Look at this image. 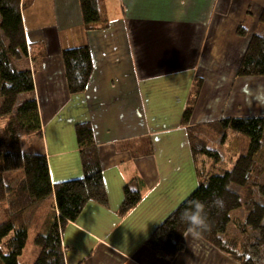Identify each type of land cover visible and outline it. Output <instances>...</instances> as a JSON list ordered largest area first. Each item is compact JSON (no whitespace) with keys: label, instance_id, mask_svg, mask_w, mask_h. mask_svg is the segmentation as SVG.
Instances as JSON below:
<instances>
[{"label":"crops","instance_id":"1","mask_svg":"<svg viewBox=\"0 0 264 264\" xmlns=\"http://www.w3.org/2000/svg\"><path fill=\"white\" fill-rule=\"evenodd\" d=\"M101 3L102 21L91 29L80 0H33L22 9L30 56L21 64L33 71L39 151L47 155L54 194L67 182L77 191L88 150L77 126L90 123L108 196L107 205L88 200L65 224L67 264H241L190 233L174 259L146 240L199 184L183 122L196 90L190 126L264 115V76H238L252 35L264 31V0ZM241 24L246 36L238 33ZM86 45L92 78L84 92L72 94L62 52ZM28 138L24 146L34 149ZM128 191L135 206L122 213Z\"/></svg>","mask_w":264,"mask_h":264},{"label":"trees","instance_id":"2","mask_svg":"<svg viewBox=\"0 0 264 264\" xmlns=\"http://www.w3.org/2000/svg\"><path fill=\"white\" fill-rule=\"evenodd\" d=\"M32 1L0 0V119L7 121L0 137V201L8 204L6 219L0 222V264H67L62 243L65 224L77 220L88 200L107 205L108 196L94 145L93 127L90 123H81L77 126L78 141L83 151L88 150L83 157L84 175L76 182L77 191L69 182L56 189L61 199L60 215L55 214L47 228L35 237L32 258L20 261L29 239L22 213L51 197L54 192L47 155L37 153L33 147H25L22 140L32 134L41 136L43 129L33 71L21 64L30 56L22 9ZM101 2L80 0L83 20L89 29L102 21ZM260 23L264 24V7ZM238 33L246 36L248 29L241 24ZM62 56L70 92H84L93 73L90 47L66 48ZM238 76H264L263 34L252 35L238 67ZM197 96L198 90L184 112L183 122L189 125L195 159L199 155L208 156L214 164L206 169L197 163V188L153 230L146 244L156 253L174 259L184 249L183 238L188 229L187 223L181 220V214L192 201H200L205 205L211 225L210 230L199 233L200 238L242 264H264V183L261 181L264 166L257 161L264 147V115L228 117L213 122L221 129H230L248 139L247 149L232 168H227L224 164L218 165L221 156L210 145L213 138L208 130L210 123L190 126ZM16 172L21 173V178L15 185L7 183L9 175ZM216 197L222 199V207L213 205ZM135 200L133 193L128 191L121 212L126 213L135 206ZM236 210L246 213L244 219H233ZM232 224L246 238V243L240 248L241 255L237 249V236L230 238L229 226Z\"/></svg>","mask_w":264,"mask_h":264},{"label":"rangeland","instance_id":"3","mask_svg":"<svg viewBox=\"0 0 264 264\" xmlns=\"http://www.w3.org/2000/svg\"><path fill=\"white\" fill-rule=\"evenodd\" d=\"M262 34H264V31L262 32ZM6 122H7L6 119L5 120L0 119V137L3 136V128ZM213 122L214 121H212V123L210 122V125L208 124L209 126L208 130L210 134L213 136L210 145L212 146V148H215L218 151V154H220L221 156V160H220L221 163H218V165L224 164L227 168H232L236 160L240 156V154L244 153V151L247 149L248 139L230 129H221ZM204 130L205 132L207 131L206 127H204ZM29 137H32V138H28L29 145L33 144L34 150L37 153H41V151H39L40 148L39 143H43L42 136H40L39 134H32ZM257 159H258L257 161L264 166V147L260 151V154ZM197 163L198 164L200 163L202 165V168L205 167L206 169H209V167L212 164H214V162L211 161V159H209L208 156H204V155L202 156L199 155L197 157ZM20 178H21V173L19 172L11 173L9 175V180L7 183H11L12 185H15V183ZM261 181L262 183H264V174ZM56 193L54 194L53 192V195L51 197L30 206L22 213L23 220L28 226L29 239L26 249L24 250V256H22L20 259L21 262L26 261V259L29 261L32 258L33 250H34V244H33L34 239L44 227L45 221L51 220L55 214L57 216L60 215L61 199H60V195H57ZM7 205L8 204L5 201H0V222L5 221L6 219ZM233 215H236L233 217V219H244L246 213L243 210H236L233 212ZM229 233H231L230 238H232L233 236H237L236 240L237 243L239 244L237 249L239 250V254L241 255L240 248L242 247L243 243H246L245 236H242L243 234L237 231V227L234 224L229 226ZM185 237L186 235H184L183 240L185 239ZM227 238L229 239V237ZM238 262L241 263L240 261ZM263 262H264V252H263Z\"/></svg>","mask_w":264,"mask_h":264},{"label":"clouds","instance_id":"4","mask_svg":"<svg viewBox=\"0 0 264 264\" xmlns=\"http://www.w3.org/2000/svg\"><path fill=\"white\" fill-rule=\"evenodd\" d=\"M212 203L216 207L223 206V201L219 197H216ZM181 220L187 223V233L192 235H199L201 231H208L211 228L205 213V205L200 201H192L189 208L181 214Z\"/></svg>","mask_w":264,"mask_h":264}]
</instances>
